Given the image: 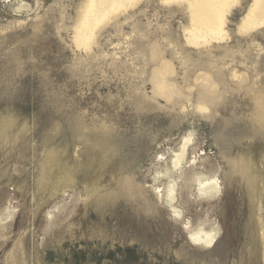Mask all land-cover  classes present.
Masks as SVG:
<instances>
[{"label": "rangeland", "instance_id": "obj_1", "mask_svg": "<svg viewBox=\"0 0 264 264\" xmlns=\"http://www.w3.org/2000/svg\"><path fill=\"white\" fill-rule=\"evenodd\" d=\"M86 2L0 0V264H264V26L239 32L253 0L228 15L224 41L201 48L186 44L184 5L141 0L110 20L89 51L73 40ZM161 59L179 90L168 101L151 82ZM205 75L217 91L197 79ZM206 96L213 115L193 110ZM190 131L206 154L197 162L217 172L222 194L184 204L176 221L148 177L156 144L173 135L175 147ZM243 161L259 177L257 214ZM58 163L72 181L54 193ZM204 221L219 229L210 249L184 228Z\"/></svg>", "mask_w": 264, "mask_h": 264}, {"label": "bare ground", "instance_id": "obj_2", "mask_svg": "<svg viewBox=\"0 0 264 264\" xmlns=\"http://www.w3.org/2000/svg\"><path fill=\"white\" fill-rule=\"evenodd\" d=\"M140 1L141 0H87L84 11L75 28H73L75 29L73 40L76 47L89 51L96 40L98 32L102 30L110 20L127 11L129 8L134 7ZM165 3L184 5L189 18V26L184 29L186 44L195 48H201L211 44L213 41H224L228 37V32L226 31L228 15L232 12L233 8L240 3V0H165ZM23 8H25V6H20L18 10ZM263 26L264 0H253L246 16L242 20L239 32L242 34H249ZM151 55L152 58L159 56V51L156 47L152 48ZM159 63L158 65L160 66H157L151 79L153 83V92L154 95L165 98L168 101L175 95H179V90L169 82L170 76L174 74V68L170 62L164 59H161ZM199 78H201V81L206 82L207 85L205 84L204 87L209 88V90L210 88L212 90L214 88V90L217 91L218 86L215 85L211 76L205 75L197 79ZM234 78H237L236 74H234ZM215 107L216 104L206 96L200 97L197 100L193 106V110L195 112H207L213 115L216 113ZM186 108L187 106L181 105L180 111L185 112ZM257 117L259 123L264 124V101L260 99L258 100ZM172 137L173 135H170L156 144L155 150H157V153L154 158L153 169L149 172L148 177L151 181V186L149 188L153 191V195H155L157 201L173 214L172 216L175 220L182 221L184 218V204L194 207L202 202L210 204L219 201L222 194V184L220 183L217 172L214 171L213 168L204 167L201 169L200 161L197 162L198 159L206 156V154L200 155V150L194 145L195 138L193 131L182 136L175 144V147L170 146L172 142L176 140ZM241 167L242 175L247 181L250 190L249 197L251 202L248 206L250 213L257 214V210H261L260 205H257V203L262 197V194L259 193V177L256 175L252 162L243 161ZM56 169L58 180L53 188L54 193L61 190L67 184L69 185L72 181L69 180L70 178H68V174L65 172L66 169L63 168L61 163H58ZM239 185L241 187L240 182ZM139 191L142 193V189ZM232 217L235 228L238 229L237 223L241 220L240 215L237 211H234ZM262 222L260 224L257 223L259 224V231H264ZM184 228L187 230L188 239L198 247L210 249L219 240V229L213 226L208 227L205 221L200 222L195 227L190 226V222H187ZM253 237L254 236L248 239L250 244L255 243ZM232 242L235 245L238 244L240 242L238 236H235ZM253 256L254 253L252 252L248 262L252 261Z\"/></svg>", "mask_w": 264, "mask_h": 264}]
</instances>
